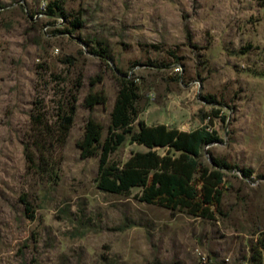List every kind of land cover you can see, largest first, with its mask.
<instances>
[{"label": "rangeland", "instance_id": "374dc122", "mask_svg": "<svg viewBox=\"0 0 264 264\" xmlns=\"http://www.w3.org/2000/svg\"><path fill=\"white\" fill-rule=\"evenodd\" d=\"M120 73L138 89L134 131L219 136L205 158L238 170L215 219L97 188L99 157L81 158L77 141L89 118L105 139ZM89 93L106 103L88 110ZM74 100L57 176L32 174L31 115L54 125ZM144 150L127 136L108 165ZM262 231L264 0H0V264H249Z\"/></svg>", "mask_w": 264, "mask_h": 264}, {"label": "trees", "instance_id": "16d2710c", "mask_svg": "<svg viewBox=\"0 0 264 264\" xmlns=\"http://www.w3.org/2000/svg\"><path fill=\"white\" fill-rule=\"evenodd\" d=\"M57 11L61 8L56 4H50L46 9L50 15H56ZM71 25L76 28L80 21L75 20ZM117 84L105 139H102V124L89 118L77 141L81 158L99 157L97 188L103 193L122 196H129L137 189V198L142 203L172 212L185 211L195 218L215 219L221 214L226 175L238 170L226 161L212 156L205 158V149L220 142L217 133L209 127L185 132L164 124L150 126L143 121L134 131L133 125L139 114L137 85L122 73ZM105 103L106 97L102 93H89L83 105L92 111ZM76 109L74 100L58 115L54 125L45 123L41 114L31 115L32 131L37 139L32 145L24 144V156L32 174L57 176V154L66 143ZM213 113L217 117L218 112ZM127 136L132 144L145 150L132 152L120 168L109 166L110 155ZM242 173L249 177L251 170L244 169ZM249 264H264V231L257 236Z\"/></svg>", "mask_w": 264, "mask_h": 264}, {"label": "crops", "instance_id": "0c3cea01", "mask_svg": "<svg viewBox=\"0 0 264 264\" xmlns=\"http://www.w3.org/2000/svg\"><path fill=\"white\" fill-rule=\"evenodd\" d=\"M159 125V124H158ZM151 126V125H150ZM167 126V125H166ZM169 127V126H168Z\"/></svg>", "mask_w": 264, "mask_h": 264}]
</instances>
